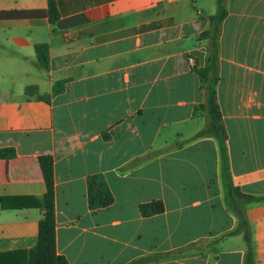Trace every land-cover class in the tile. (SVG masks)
Listing matches in <instances>:
<instances>
[{
	"label": "crops",
	"instance_id": "obj_1",
	"mask_svg": "<svg viewBox=\"0 0 264 264\" xmlns=\"http://www.w3.org/2000/svg\"><path fill=\"white\" fill-rule=\"evenodd\" d=\"M59 17L0 21V263H26L43 211L18 208L46 192L38 163L53 158L56 252L68 264H244L227 204L218 143L197 137L206 90L192 67L216 47V93L230 183L264 198V0H58ZM47 0H0V11ZM48 47L49 69L35 45ZM64 90L52 95L55 83ZM49 96V102L42 97ZM107 135V139L102 134ZM114 197L92 211L86 177ZM161 200L144 218L139 206ZM253 264H264V202L248 204Z\"/></svg>",
	"mask_w": 264,
	"mask_h": 264
},
{
	"label": "trees",
	"instance_id": "obj_2",
	"mask_svg": "<svg viewBox=\"0 0 264 264\" xmlns=\"http://www.w3.org/2000/svg\"><path fill=\"white\" fill-rule=\"evenodd\" d=\"M57 1L58 0H47V8L45 10L0 11V21L47 19L51 24H54L59 17ZM223 3L224 0H217V13L209 17L212 25L211 29L202 33L200 38L211 37L217 33L221 21L226 16ZM34 49L38 65L47 71L49 69L48 47L44 44H37ZM192 70L199 77L201 86L206 90L207 94L206 102L196 106L195 113L197 114L199 111H205L209 117L208 125L196 136H211L215 138L218 143L222 163V177L227 193V204L238 218V225L230 234H242L246 243L244 264H253L252 236L250 224L246 217V206L248 204L262 203L264 202V198L243 195L230 183L226 153L227 135L222 122L216 93L218 77L216 75L215 41H212L208 66L199 68L194 65ZM60 84L59 82L54 84L52 95H56L64 90V87H60ZM42 99L49 102V96L42 97ZM102 137L107 139L105 133L102 134ZM14 156L15 152L11 148L0 149V159H9ZM38 163L46 186V192L42 201L38 202L31 197H23L19 198L20 204L18 205V208H36L43 211V217L38 223L37 242L31 250L26 252L25 260L27 264H68L66 258L62 255H58L56 252L53 158L51 156H40L38 158ZM86 199L88 208L92 211L108 208L113 204L114 197L102 174H92L86 177ZM164 210V204L161 200L152 201L139 206V213L144 218L160 215ZM143 262L144 260L140 259L130 264H142ZM10 264H17V262H11Z\"/></svg>",
	"mask_w": 264,
	"mask_h": 264
},
{
	"label": "rangeland",
	"instance_id": "obj_3",
	"mask_svg": "<svg viewBox=\"0 0 264 264\" xmlns=\"http://www.w3.org/2000/svg\"><path fill=\"white\" fill-rule=\"evenodd\" d=\"M211 47V46H210ZM198 114L201 116V117H204L206 119V126L208 125V122H209V117H208V114L205 112V111H199Z\"/></svg>",
	"mask_w": 264,
	"mask_h": 264
}]
</instances>
